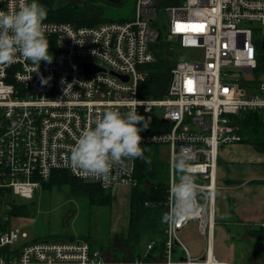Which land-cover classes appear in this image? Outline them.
Masks as SVG:
<instances>
[{
    "label": "built area",
    "instance_id": "built-area-1",
    "mask_svg": "<svg viewBox=\"0 0 264 264\" xmlns=\"http://www.w3.org/2000/svg\"><path fill=\"white\" fill-rule=\"evenodd\" d=\"M18 2L0 0V10ZM44 23L52 63L42 61L36 72L20 58L0 68V190L33 199L56 170L113 195L136 187L138 158L126 168L114 166L107 180L83 177L67 163L75 138L97 114L135 105L148 123L141 146L169 147L167 212L170 187L180 176L174 162L182 153L200 186L201 207L174 228L163 222L162 237L149 240L142 257L124 259L82 239L19 246V232L0 223V264H238L217 259L213 250L217 169L221 149L242 143L236 117L264 113V75L257 73L264 56L250 27L264 28V0H136L129 19L88 26ZM162 47L169 58L177 57L176 47L201 50L203 57L173 63L165 98H142L147 65L158 60ZM87 64L101 70L86 73ZM191 223L206 240L200 257L179 236Z\"/></svg>",
    "mask_w": 264,
    "mask_h": 264
},
{
    "label": "rangeland",
    "instance_id": "rangeland-1",
    "mask_svg": "<svg viewBox=\"0 0 264 264\" xmlns=\"http://www.w3.org/2000/svg\"><path fill=\"white\" fill-rule=\"evenodd\" d=\"M60 1L61 4L83 5L87 3V0ZM92 1H95L93 3L95 11L105 19V22H117L129 19L134 15L136 0H121L118 4L106 0ZM250 27L254 39L260 43V57H263L264 28L256 23L251 24ZM165 54L162 47L160 55L165 56ZM176 55L177 57L170 58L173 63L177 61L192 62L203 57L201 50L190 49H180L175 52ZM166 56L169 55L166 54ZM257 73L264 75V60L259 59ZM144 148L151 160L157 162L158 180L167 184L170 176L169 147L147 145ZM228 193L229 191L218 180L216 205L218 218H223L226 215L225 209L230 196ZM114 196L115 199L111 206H99L91 205L85 196L71 193L68 186L40 187L35 191L33 199L23 198L10 190H0V223L2 226L6 224L7 228L19 232L20 239L17 242L19 246L34 241L56 242L82 239L89 241L94 247L99 248L103 253H109L114 258L124 259L131 255L142 257L147 242L152 239H149L148 235L143 236L141 242L134 249L124 247L129 225L130 190L122 188ZM17 207L23 212L16 213ZM23 234H26V237H23ZM159 236L161 238L162 233ZM179 236L194 257H200L205 253L206 240L196 230L194 223H191ZM233 237L234 235L223 225L217 227L214 235V251L217 259L223 260L225 255L233 256V247L235 248ZM240 242L239 239H236L235 244L242 251ZM250 242V248H256L253 241L250 240ZM175 250L176 254L173 259L177 260L179 259L178 254L181 255V253L178 252L177 247Z\"/></svg>",
    "mask_w": 264,
    "mask_h": 264
},
{
    "label": "clouds",
    "instance_id": "clouds-1",
    "mask_svg": "<svg viewBox=\"0 0 264 264\" xmlns=\"http://www.w3.org/2000/svg\"><path fill=\"white\" fill-rule=\"evenodd\" d=\"M47 8L38 0H19L9 11L0 10V68L11 66L18 59L31 61L36 72L42 61L52 63L46 35ZM47 83V80H42ZM148 123L135 105L126 112L106 109L97 114L75 138L67 158L68 165L83 177L107 180L114 166L126 168L137 158L151 164L141 146V132ZM187 153L174 162L180 173L178 182L170 187V209L162 222L174 228L182 220L192 217L199 209L197 196L200 186L189 172Z\"/></svg>",
    "mask_w": 264,
    "mask_h": 264
},
{
    "label": "trees",
    "instance_id": "trees-1",
    "mask_svg": "<svg viewBox=\"0 0 264 264\" xmlns=\"http://www.w3.org/2000/svg\"><path fill=\"white\" fill-rule=\"evenodd\" d=\"M38 2L48 10L47 19L44 22L71 23L76 26L105 22V19L95 11L93 4L95 1L92 0H87V3L83 5L61 4L60 0H38ZM175 45L177 46L176 43ZM177 50L178 47L174 49L175 52ZM172 65V60L163 55H160L156 62L147 65L149 75L141 85L142 98L162 99L167 96ZM236 121L242 135V142L252 145L257 152L264 155V114L242 113L236 117ZM167 129H170V126H167ZM144 155L149 157L145 152ZM135 176L138 185L130 192L129 225L124 241V247L129 249H134L145 235H148L149 239H155L161 235L162 217L164 213H167L165 206L167 184L158 180L157 162L152 161L149 165L138 158ZM147 180L150 184L146 182ZM54 185L68 186L71 193L85 196L91 205L111 206L115 199L111 192L104 190L100 185L84 182L63 170L54 171L42 187L49 188ZM147 203L150 204L147 205ZM15 210L16 213L23 212L19 207ZM256 236L264 238V227L259 229ZM136 257L141 256L131 255L130 258Z\"/></svg>",
    "mask_w": 264,
    "mask_h": 264
},
{
    "label": "crops",
    "instance_id": "crops-1",
    "mask_svg": "<svg viewBox=\"0 0 264 264\" xmlns=\"http://www.w3.org/2000/svg\"><path fill=\"white\" fill-rule=\"evenodd\" d=\"M219 156L217 191L219 180L220 184L229 191L230 196L224 219L218 218L216 214L215 232L218 226L223 225L234 235L233 245L236 248L233 247V256L225 255L221 261L238 264H255L256 262H258L256 264H264V238L256 236L259 229L264 227V155L257 152L252 145L242 142L224 147ZM169 184L170 176L167 190ZM129 190L131 192L132 189ZM236 239L241 241L242 251L236 247ZM250 240L256 248H250Z\"/></svg>",
    "mask_w": 264,
    "mask_h": 264
},
{
    "label": "water",
    "instance_id": "water-1",
    "mask_svg": "<svg viewBox=\"0 0 264 264\" xmlns=\"http://www.w3.org/2000/svg\"><path fill=\"white\" fill-rule=\"evenodd\" d=\"M106 1H108L110 3L118 4V3H120L121 0H106ZM100 70L101 69L98 68V67H96V66L89 65V64L85 65V71H86V73L97 72V71H100ZM123 78L127 80V77H123ZM146 182L150 184V181L149 180H147Z\"/></svg>",
    "mask_w": 264,
    "mask_h": 264
}]
</instances>
